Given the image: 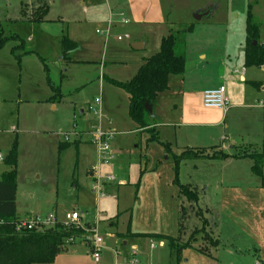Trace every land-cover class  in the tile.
<instances>
[{"label":"rangeland","instance_id":"obj_1","mask_svg":"<svg viewBox=\"0 0 264 264\" xmlns=\"http://www.w3.org/2000/svg\"><path fill=\"white\" fill-rule=\"evenodd\" d=\"M41 1L49 6L46 21L54 22L44 25L23 22L22 5L38 6V0H0L4 38L17 34L25 42V47L19 49L20 42L10 39L0 49V157H5L17 139V211L21 217L55 214L59 221L65 222L66 214L75 211L80 214L79 224L84 230L94 229L103 238L100 262L92 259L88 241L76 239L64 246L52 264H125L129 258H134L137 264H174L176 261L180 264H255L257 251L253 247L261 249L264 261V243L261 242L264 240V179L251 173L252 162L249 159H186L181 164L178 183L190 184L199 201L191 204L179 198L173 156L159 142L150 140V131L138 130L128 114L127 93L108 81L131 79L142 58L159 51L158 36L151 27L144 25L145 18L138 14L146 8V3L139 1L132 5L131 0ZM159 1L169 22L168 30L193 24L195 33L206 32L205 37L194 35L190 41L187 35L185 52L186 40L187 51L192 47L209 46L212 43L208 40L210 33L222 50L227 41L226 28L230 33V47L242 45L249 4L253 5L252 13L261 24L260 42H264V0ZM206 5L209 10L200 20H195L192 11ZM167 27H164V34ZM136 31L143 33L147 42L145 50L134 51L130 47ZM62 34L78 42V48L70 57L92 60V64L73 65L65 73L60 62ZM118 37H122V41ZM24 52L29 53L23 55ZM242 64L243 59H240L239 67ZM48 76L63 95L62 102L55 104L56 109L47 102L52 95ZM176 78L179 77L172 80ZM96 98H101V115L95 113L98 109L94 104ZM158 103L154 123L167 126L158 125L155 134L160 141L164 135L170 139L174 154H181L187 147H206L211 154L212 147L220 149L223 146L220 139L223 127L219 129V136L205 137L207 132L201 130L190 133L178 127L182 123L178 119L179 104L175 109L173 99L164 97ZM200 110L194 107L195 113ZM228 122L235 127L232 139L236 144L242 143L240 139L246 135V127L235 126L230 119ZM99 130L111 134L107 155L100 154L94 141ZM71 131L80 135L84 142L78 145L76 139L79 137L68 135L70 144L59 153L58 144L65 142L64 135ZM5 170L0 158V175ZM88 170H92L101 182L103 196L93 189L96 179L91 180ZM182 204L187 214L183 219L181 243L188 242L192 232L202 226L203 220L199 219L204 217L207 231L216 234L222 243L220 252L224 250L225 256L220 258V252H213L217 258L214 261L191 248L177 257L167 241L117 235L149 233L176 238L180 235ZM229 223L245 232L250 240L236 233ZM233 234L238 235L231 237L233 242L228 241L227 237ZM229 245L253 250L227 255L230 250L223 248Z\"/></svg>","mask_w":264,"mask_h":264},{"label":"trees","instance_id":"obj_2","mask_svg":"<svg viewBox=\"0 0 264 264\" xmlns=\"http://www.w3.org/2000/svg\"><path fill=\"white\" fill-rule=\"evenodd\" d=\"M253 5H248L246 19V46L244 50V61L246 67H261L264 65V44L259 40L261 24L256 20L252 13ZM29 9V10H28ZM49 10L47 3L38 0V6L30 8L28 5H22L21 11L23 21L30 24H39L46 21ZM29 11V14H28ZM193 30V24L180 25L177 29H171L170 33L163 37L160 41L159 51L146 58L140 66L137 73L127 81H117L109 79L108 81L115 87L123 89L129 100L128 114L131 120L137 125L138 129H146L152 133L150 140L159 142L167 153L173 156L174 172L176 174V182L178 183V173L181 164L189 158L200 159H244L248 158L252 161V174L264 179V151L253 149L248 150L243 147H233L230 152L214 150L211 154L210 149L204 148H186L181 154L177 155L171 152V144L160 141L159 136L155 134V128L152 127L155 119L154 105L158 97L166 92L170 87L173 77H180L185 72V37ZM4 31L0 25V49L5 47L8 40H16L19 49L25 47L24 40L17 34L10 37L3 36ZM256 42V44H253ZM62 56L70 61V52L74 51L78 46L67 35L61 39ZM13 53V51H12ZM29 52H24L23 55ZM19 57V55H18ZM43 62L44 59H41ZM44 68L48 71L45 64ZM50 84L52 95L47 99L48 103H58L63 99L60 89L54 86L50 77H47ZM150 106L151 112L146 106ZM65 141V140H64ZM69 142H60L58 152L69 146ZM6 170L0 175V264H52L54 263L58 253L69 244L68 239H81L87 232L84 227L71 225L66 227L58 224L55 227L44 230H22L18 231L16 223L19 215L16 211V195H17V166H18V143L17 139L13 142L11 149L2 159ZM179 198L186 199L188 203L194 204L199 201V196L192 191L190 184L178 183ZM264 187V183H263ZM206 211H209L208 209ZM187 214L185 204L180 208V235L173 238L160 234H131V236L149 237L159 241H167L172 252L177 257L186 249H194L204 255H211L222 243L216 239L211 232L207 231V221L198 218L202 226L195 229L189 237L188 242L182 244V236L184 234L183 219ZM200 215V214H199ZM89 234V233H88ZM180 264V263H176Z\"/></svg>","mask_w":264,"mask_h":264},{"label":"crops","instance_id":"obj_3","mask_svg":"<svg viewBox=\"0 0 264 264\" xmlns=\"http://www.w3.org/2000/svg\"><path fill=\"white\" fill-rule=\"evenodd\" d=\"M139 1L145 2L146 8H144V10H141L138 14H141L142 18H145L146 22L144 23V25L146 24L147 26L151 27L153 32L158 36L157 39H159V44H158L159 46L161 39L167 36L171 30V29L168 30V27H167L169 22L167 20L166 14L163 13L164 10L160 6L159 0H136L133 2L131 0V4L133 5ZM88 3L89 5H91V2H88ZM27 5L31 10L32 5H29V4ZM208 9H209V6L206 5L202 8L199 7L192 12L194 14H199V13L205 12ZM84 10L86 11V9ZM132 17L136 19V15H133ZM59 21L62 22L61 20ZM23 22L28 23L26 21H23ZM47 22H54V21L47 20L39 24L44 25ZM30 25H35V24H30ZM164 27H167L165 34L163 33L165 31ZM226 29H227L226 30L227 41L225 42L222 50L218 49V47L216 46L215 39H212L213 38L212 33L209 34V38H208L209 42L212 41V43L209 46L204 47V49H198V48L194 49L192 47L191 50L187 51L188 42L186 40L185 72L179 78H176L175 80H171L169 89L166 92L162 93L160 95L161 97L160 96L158 97V100L156 104L154 105V111L156 114V108L159 105L158 102L160 98L162 97H164L165 99L171 98L174 101L173 107L175 109L177 108L178 104L180 105L181 112H180V116H178V119H180L182 123L179 124L178 126L179 128L188 130L190 133L196 130L198 131L201 130L202 132L206 131L207 134L205 133L206 134L205 137H208L210 135L219 136V129H221V127L225 129L223 130L222 136L220 137L221 141H223L222 142L223 146L220 149L218 148V146L212 147V148H217L216 151L220 150L223 152H230L233 147H243L248 150H252V149L259 150V148H261L260 150L263 151L264 149V65L261 67H246L245 61H244V50L246 46L247 35L242 45L238 44L237 47L233 48L232 45L230 47V44H229V35H230L229 29L228 28ZM195 31H196V28L193 25V30L187 34L189 35L188 41H190V37L194 35H198V38L201 36L205 37L206 35V32L204 30H199L198 33L196 32L197 34L195 33ZM59 34H60V31L58 30V36ZM135 34L137 36L134 37L135 40H133V42L130 44L131 49L134 51L145 50L147 42L142 37L143 33L141 31H136ZM63 36L64 34L60 36V39H62ZM70 39L73 42H75L78 46V42L76 40L72 38ZM259 40H260V37H259ZM133 44H138V49L136 50L133 49L132 48ZM262 44H264V42ZM72 52H70V54ZM157 52H158V49H157ZM69 58H70V61H67L66 59H64L62 56V51H61L60 62H62L65 67V71H64L65 73H67V70H68L67 68L72 67L73 65L92 64L93 62L92 60H77L71 57ZM146 58L148 57L144 56L142 58V62L139 63L135 74L137 73L140 66L144 63ZM240 59H243V64L241 65V67H239ZM62 76L65 77L66 75H62ZM117 81H120V80H117ZM221 85H224L227 89V98H228L227 109L223 111V110H218L215 108H206L203 105V92L207 89L217 88ZM165 93H168L167 94L168 96H163ZM177 97L179 99L178 102H176ZM49 104H51L52 109L57 108L55 105L57 103H49ZM194 107L195 108L200 107L201 112L195 113ZM185 109L186 111L188 110V112H186ZM228 119L232 121L233 125L236 124L235 126L243 125L246 127V135H244V137H241L240 139L242 140V143L236 144L235 139H232V138H235L234 133L232 134L235 127H231V125L228 122ZM159 120H161V118H159ZM158 125L167 126L166 124L155 123L154 125H152V127L155 128ZM138 130H142V129H138ZM143 131H147V130L143 129ZM65 135H74L76 137H79L76 139V141L78 142V145L84 142L82 138L80 137V135L78 136L76 133H72V131L66 133ZM197 137H200V134ZM161 139L163 140V142H167V143L170 142V139H168L165 135ZM260 140H263V143H262L263 145L260 143ZM187 148H195V147H187ZM201 148L209 149L206 147H201ZM246 159L248 158L237 159V160L244 161ZM232 160H236V159H232ZM251 168H252V165H251ZM251 168H250V171H251ZM91 171L92 170H88L87 173L91 176V180L93 181L95 176L92 174ZM17 196H18V192L16 195V211H17V202H18ZM17 214L19 215L18 211H17ZM25 216H31V215L26 214ZM19 218H22V217L19 215ZM230 225L236 230V233L238 234L241 233L247 241L250 240L249 236L245 232L236 228L233 225V223H231ZM131 234H149V233H129V232H127L126 234L117 233L118 236L123 237V238L129 237V236L130 237H141V236H131ZM238 234H233L231 236H228L227 238L230 239L228 241L233 242L231 237H233L234 235H238ZM212 235L216 239H218L216 237V234H214V232ZM261 242L264 243V240H262ZM223 249L230 250L229 252H226L227 255H231L233 253L242 254L244 251H252L254 249V251H257V260L255 264H264V261L261 259V254H260L261 249L260 248H259L260 250L258 248L255 249L254 247L253 249H248V248L242 249L241 247L237 249L236 247L230 246V247H225ZM193 250L196 251L195 249ZM196 252L199 253L198 251ZM215 252L219 253L220 248H218ZM222 253L224 254L222 255ZM201 255L208 257L214 261L215 260L217 261L216 255H213V254L209 256L204 255V254H201ZM223 256H225L224 250L220 252V258H222ZM177 262L178 261H176L174 264H176ZM228 264H232V263L230 262Z\"/></svg>","mask_w":264,"mask_h":264},{"label":"built area","instance_id":"obj_4","mask_svg":"<svg viewBox=\"0 0 264 264\" xmlns=\"http://www.w3.org/2000/svg\"><path fill=\"white\" fill-rule=\"evenodd\" d=\"M109 32V28L107 30ZM118 40H122V37H118ZM237 72V71H235ZM94 104L98 107V109L95 111L96 114L101 115V98H96ZM203 105L206 108H215L218 110L225 111L228 106V98H227V89L224 85H221L217 88L207 89L203 92ZM65 136V141H68V135ZM111 138V134L106 133L102 130H99L95 134V140L97 142V146L99 149L100 154L107 155L109 151L108 141ZM0 158L3 159V156ZM96 185L93 186L94 190H97L99 192L100 196L104 195L103 187L101 185V182H99L98 178H95ZM80 220V214L78 212H71L66 214L65 216V222L59 221L57 216L55 214H48L45 216L42 215H31V216H24L22 218H19V220L16 223V228L18 231L22 230H44L47 228L55 227L58 224H62L66 227H70L71 225H75L77 227H82L79 224ZM87 234L82 237L80 240H83L84 242L88 241L91 246V256L92 259L98 263L100 262V255L102 253L103 249V238L98 235L94 231V229L90 230V232L86 231ZM89 233V234H88ZM75 239H68L69 244L74 243ZM79 240V239H77ZM87 242V243H88ZM153 247V245H152ZM125 264H137L135 262L134 258H130L129 261Z\"/></svg>","mask_w":264,"mask_h":264},{"label":"water","instance_id":"obj_5","mask_svg":"<svg viewBox=\"0 0 264 264\" xmlns=\"http://www.w3.org/2000/svg\"><path fill=\"white\" fill-rule=\"evenodd\" d=\"M209 10V9H208ZM204 12H202V13H199V14H194V18H195V20H200L203 16H204V14H203ZM208 13H206V15H207ZM253 44H256V42H254ZM132 48L133 49H138V44H133L132 45ZM147 107V109L149 110V112H151V108H150V106H146Z\"/></svg>","mask_w":264,"mask_h":264}]
</instances>
